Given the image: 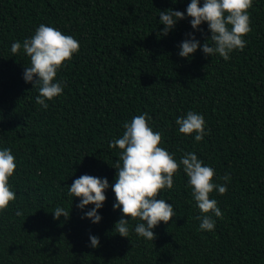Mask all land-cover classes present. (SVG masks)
Returning <instances> with one entry per match:
<instances>
[{
	"label": "trees",
	"instance_id": "16d2710c",
	"mask_svg": "<svg viewBox=\"0 0 264 264\" xmlns=\"http://www.w3.org/2000/svg\"><path fill=\"white\" fill-rule=\"evenodd\" d=\"M188 2L0 0V146L11 147L17 163L10 177L16 199L0 211V264H264V0H253L247 44L227 60L199 48L178 55L187 32L202 43L210 36L207 22L197 31L185 17L161 33L159 11H183ZM42 22L80 43L58 69L65 86L47 109L23 78L29 56L11 51ZM189 109L204 114L203 140L178 130L176 116ZM145 111L177 159L194 151L214 167V180L227 183L223 194L210 193L223 213L214 217V230L199 228L200 210L181 167L174 185L160 192L176 216L155 226L153 241L132 230L138 217L129 219V237L115 232V222L129 214L113 208L121 149L109 141ZM83 173L109 180L98 223L82 217L92 203L81 209L80 197L68 191ZM225 173L229 181L219 179ZM57 205L69 216L54 218ZM89 233L99 236L98 246Z\"/></svg>",
	"mask_w": 264,
	"mask_h": 264
},
{
	"label": "clouds",
	"instance_id": "9594fccd",
	"mask_svg": "<svg viewBox=\"0 0 264 264\" xmlns=\"http://www.w3.org/2000/svg\"><path fill=\"white\" fill-rule=\"evenodd\" d=\"M252 4L253 0H189L186 10L168 8L159 11V21L164 25L160 31L164 35L168 34L177 22L185 17H191V28L197 31L201 30L202 22H207L210 36L202 43L195 31L187 32L185 38L178 42V55L189 57L199 48L206 55L218 53L227 60L234 50H243L247 44L244 34L251 31L248 9ZM209 39L211 43L208 42ZM79 47L80 43L73 35L43 22L23 41L15 40L11 43L13 53L22 48L30 58V63L24 68L23 78L37 87L35 100L43 108L47 109L48 101L63 92L64 82L56 78L58 69L79 50ZM151 119L146 111L133 115L130 120L123 122L122 134L109 141L110 147L118 146L121 149L120 159L114 164L117 169L115 183L111 185L116 197L113 208H120L121 213L129 214L128 218L121 215L115 222V232L129 237V219L138 217L139 220L132 230L138 236L153 241L156 235L153 231L155 226L176 216L173 203L167 202L160 192L174 185V174L181 167L187 176V184L191 186L192 197L200 210L196 217L199 220V228L214 230V217L222 216L223 213L216 198L210 197V193L216 190L223 194L227 191V183L214 180V167L204 163L202 157L194 151H186L177 159L174 152L160 143L162 133L153 129ZM175 122L179 132L186 135L194 133L196 141L203 140L209 131L204 114L193 109L176 116ZM16 167L12 148L0 146V211L16 199V192L10 183V177ZM229 178L228 173L219 177L224 181H229ZM68 186L72 197H80L77 202L79 208L84 209L85 205L92 203V206L82 213V217H88L93 223H98L102 214L97 210L103 207L106 199L108 178L83 173L74 178ZM52 212L54 218H59L61 214L68 217L70 210L57 205ZM209 213H214V216ZM21 214V210L17 209V215ZM89 241L91 246L96 247L100 238L97 234L89 233Z\"/></svg>",
	"mask_w": 264,
	"mask_h": 264
}]
</instances>
